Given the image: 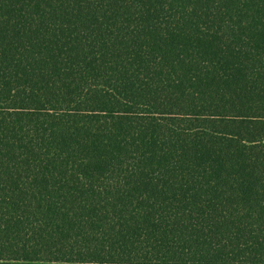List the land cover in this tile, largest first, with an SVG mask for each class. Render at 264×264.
<instances>
[{
    "label": "trees",
    "instance_id": "obj_1",
    "mask_svg": "<svg viewBox=\"0 0 264 264\" xmlns=\"http://www.w3.org/2000/svg\"><path fill=\"white\" fill-rule=\"evenodd\" d=\"M0 264H264V0H0Z\"/></svg>",
    "mask_w": 264,
    "mask_h": 264
}]
</instances>
